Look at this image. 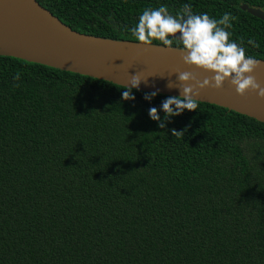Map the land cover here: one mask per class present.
I'll list each match as a JSON object with an SVG mask.
<instances>
[{"label":"trees","instance_id":"trees-1","mask_svg":"<svg viewBox=\"0 0 264 264\" xmlns=\"http://www.w3.org/2000/svg\"><path fill=\"white\" fill-rule=\"evenodd\" d=\"M36 1L71 29L136 42L145 8L230 12L231 39L264 59V21L239 8L264 0ZM124 90L0 55V264H264V123L198 101L162 129L149 109L163 119L172 95Z\"/></svg>","mask_w":264,"mask_h":264},{"label":"water","instance_id":"water-1","mask_svg":"<svg viewBox=\"0 0 264 264\" xmlns=\"http://www.w3.org/2000/svg\"><path fill=\"white\" fill-rule=\"evenodd\" d=\"M239 8L264 21V11L242 3ZM179 35V34H178ZM180 48L104 38L71 29L36 0H0V55L76 72L125 86L133 75L140 77L139 90L181 95L177 76L194 72L203 81L214 73L189 66L176 55ZM264 62V59H257ZM264 87V70L252 73ZM170 83L172 88L167 85ZM188 83H194L189 81ZM198 101L225 107L264 123V99L256 92L241 96L226 80L223 87L199 89Z\"/></svg>","mask_w":264,"mask_h":264},{"label":"clouds","instance_id":"clouds-1","mask_svg":"<svg viewBox=\"0 0 264 264\" xmlns=\"http://www.w3.org/2000/svg\"><path fill=\"white\" fill-rule=\"evenodd\" d=\"M233 20L235 16L230 12L224 13L219 20L210 17L206 12L195 14L190 3H185L175 16L163 4L158 8H145L139 16L138 23L131 28V33L138 42L150 46L156 40L171 48L176 41V47L183 52L182 59L185 64L214 73L203 81L198 80L194 72L185 71L178 74L181 95L169 96L162 102L164 118L161 119L156 107L149 109L150 118L157 121L160 128H166V121L185 110H197L199 89H220L226 80L235 87L237 94L243 96L246 92L253 91L259 98L264 99V87H261L252 75L260 62L246 55L245 48L241 46L243 39L240 44L231 39L232 33L228 29L232 28ZM248 43L255 45V41L251 39ZM13 79L19 80L20 74L17 73ZM189 81L194 83L190 84ZM140 83V77L133 75L130 84H125L126 90L122 92V99H135L132 90H139ZM167 86L172 88L170 83ZM158 92L157 89L145 93L144 98L150 101ZM171 132L174 137L184 136L183 131L175 128L171 129Z\"/></svg>","mask_w":264,"mask_h":264},{"label":"bare ground","instance_id":"bare-ground-1","mask_svg":"<svg viewBox=\"0 0 264 264\" xmlns=\"http://www.w3.org/2000/svg\"><path fill=\"white\" fill-rule=\"evenodd\" d=\"M162 53L164 54H171V55H176L177 57L179 58H182V55H183V52H173V51H170V50H161ZM259 67H257L255 70H264V62L262 61H259Z\"/></svg>","mask_w":264,"mask_h":264}]
</instances>
